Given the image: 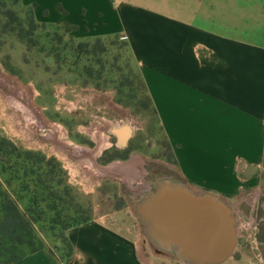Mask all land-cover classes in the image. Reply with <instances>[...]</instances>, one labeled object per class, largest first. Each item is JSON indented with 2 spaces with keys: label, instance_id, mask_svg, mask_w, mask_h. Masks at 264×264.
Instances as JSON below:
<instances>
[{
  "label": "crops",
  "instance_id": "crops-1",
  "mask_svg": "<svg viewBox=\"0 0 264 264\" xmlns=\"http://www.w3.org/2000/svg\"><path fill=\"white\" fill-rule=\"evenodd\" d=\"M20 3L33 4L39 20L64 22L85 35L125 40L169 146L177 180L193 194L206 192L227 200L246 234L243 238L250 239L249 252L237 248V258L231 255L220 264H264L262 246L260 250L257 246L264 229V0ZM108 127H112L109 122L92 124L97 139L93 149L75 144L69 148L61 138L52 139L72 155L93 157L85 163L94 175L114 162L124 164V170L135 172V179L129 184L121 179L122 183L137 194V200L157 178L146 179L149 172L138 154L107 165L96 161L110 145V136L103 133ZM115 130L118 143L121 132ZM94 149L96 153L91 152ZM120 174L109 175L119 178ZM133 211L130 207L98 210L91 219L68 228L67 256L39 248L0 264H189L149 237L151 246L172 258L151 253L148 246L145 254Z\"/></svg>",
  "mask_w": 264,
  "mask_h": 264
},
{
  "label": "rangeland",
  "instance_id": "rangeland-1",
  "mask_svg": "<svg viewBox=\"0 0 264 264\" xmlns=\"http://www.w3.org/2000/svg\"><path fill=\"white\" fill-rule=\"evenodd\" d=\"M13 99L33 113L30 122ZM106 122L112 125L103 131L110 145L95 157L98 163L128 161L138 154L149 172L146 179H177L169 146L125 40L85 35L67 23L37 19L33 4L0 0V222L4 206L16 204L23 216L22 223L0 227V260L39 248L67 256L68 228L91 219L98 210H133L137 194L122 183H130L122 172L129 174L130 169L114 162L105 168H115L119 178L109 175L116 172L93 177L82 156L67 152L75 145L93 149L97 139L90 128ZM124 125L131 128L132 137L123 148L112 129ZM58 129L69 148L52 139L58 140ZM222 201L230 209L229 202ZM243 210L248 215L247 208ZM231 216L235 220L234 213ZM133 219L143 240L141 250L147 254L148 246L149 252L172 258L151 246L141 222ZM238 225L235 220V257L238 249L251 250ZM257 242L264 255V229Z\"/></svg>",
  "mask_w": 264,
  "mask_h": 264
},
{
  "label": "water",
  "instance_id": "water-1",
  "mask_svg": "<svg viewBox=\"0 0 264 264\" xmlns=\"http://www.w3.org/2000/svg\"><path fill=\"white\" fill-rule=\"evenodd\" d=\"M133 209L146 236L184 262L220 264L233 253L235 220L214 195H196L173 177H159Z\"/></svg>",
  "mask_w": 264,
  "mask_h": 264
},
{
  "label": "trees",
  "instance_id": "trees-1",
  "mask_svg": "<svg viewBox=\"0 0 264 264\" xmlns=\"http://www.w3.org/2000/svg\"><path fill=\"white\" fill-rule=\"evenodd\" d=\"M142 83H143V81H142ZM143 86H144V88H145V85H144V83H143ZM145 92H146V90H145ZM148 97V96H147ZM148 100H149V103L151 104V102H150V99H149V97H148ZM151 106H152V104H151ZM152 108H153V106H152ZM153 112H154V114H155V111H154V109H153ZM4 214H3V216H2V220H1V222H0V227H2V229H4L5 228V226H7V228H8V225L9 224H11V225H14V223H16V224H18V223H22V219H23V216L20 214V212L18 211V209H17V205L16 204H14V205H12L11 207H6V206H4L3 208H2V210H1ZM88 219H86V220H84L83 222H85V221H87ZM10 227V226H9ZM1 233H3L4 234V232H1ZM6 233V232H5ZM7 233H9V232H7ZM36 250V249H35ZM35 250H33V251H35ZM23 256V255H22ZM19 257H21V256H19ZM18 258V257H17ZM14 259H16V258H13V259H11V260H14ZM0 261H3V260H0ZM7 261V260H6Z\"/></svg>",
  "mask_w": 264,
  "mask_h": 264
},
{
  "label": "bare ground",
  "instance_id": "bare-ground-1",
  "mask_svg": "<svg viewBox=\"0 0 264 264\" xmlns=\"http://www.w3.org/2000/svg\"><path fill=\"white\" fill-rule=\"evenodd\" d=\"M15 101V103L17 104V109H20L22 110V112L25 114L26 116V122H30L31 121V118L30 116H33V113L29 110V108H27L26 106H23L22 102H20L18 99H13ZM60 128V127H59ZM60 132L61 129H58ZM125 133L123 135V137L121 138V142L120 144H124L126 142V139L131 135V128L129 126H125V129H124ZM58 138L60 139L62 135V133L60 132L59 134H57ZM132 136V135H131ZM84 159L88 160L87 162H91V158L89 156H84L83 157ZM95 167H97L96 165H94ZM101 172H104V173H107V172H110V173H115L116 172V169L113 168V169H110L109 167L107 168H100L99 169ZM97 171V170H96ZM97 173L99 175L103 174V173ZM117 173V172H116ZM139 187V186H138ZM141 187V186H140ZM139 187V188H140Z\"/></svg>",
  "mask_w": 264,
  "mask_h": 264
},
{
  "label": "flooded vegetation",
  "instance_id": "flooded-vegetation-1",
  "mask_svg": "<svg viewBox=\"0 0 264 264\" xmlns=\"http://www.w3.org/2000/svg\"><path fill=\"white\" fill-rule=\"evenodd\" d=\"M43 125H45V123H43ZM125 126H128V125H124V126H122V127H115L116 128V130H115V132L117 131V132H121V134L120 135H118L119 136V143L121 142V138L123 137V135H122V132L123 131H125L124 129H125ZM41 128H43V126L41 127ZM44 129V128H43ZM47 136V135H46ZM121 166H124V164H122ZM123 172V174L125 175V177L124 178H126L125 180L126 181H132L133 179H134V175H135V172H133V174H131L130 172H128L129 174H127V171H122ZM153 174V173H152ZM121 175V174H120ZM153 179V178H152ZM152 179H150V180H152ZM246 236V235H245ZM240 237V236H239ZM246 240H250L249 239V237L248 238H246V237H244ZM252 240V239H251ZM253 241V240H252ZM237 244V243H236ZM236 247L234 248V250H233V253H232V256L233 257H235V254H236ZM235 258H237V257H235Z\"/></svg>",
  "mask_w": 264,
  "mask_h": 264
}]
</instances>
